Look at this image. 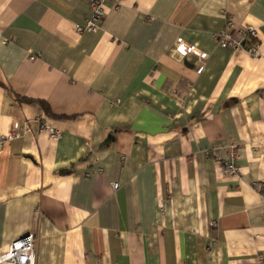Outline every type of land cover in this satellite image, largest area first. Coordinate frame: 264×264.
<instances>
[{
    "label": "crops",
    "instance_id": "obj_1",
    "mask_svg": "<svg viewBox=\"0 0 264 264\" xmlns=\"http://www.w3.org/2000/svg\"><path fill=\"white\" fill-rule=\"evenodd\" d=\"M104 8L78 32L89 0H0V141L18 130L0 144V254L33 232L34 264H264V0ZM227 17L256 56L217 45ZM231 143L240 178L214 159Z\"/></svg>",
    "mask_w": 264,
    "mask_h": 264
},
{
    "label": "built area",
    "instance_id": "obj_2",
    "mask_svg": "<svg viewBox=\"0 0 264 264\" xmlns=\"http://www.w3.org/2000/svg\"><path fill=\"white\" fill-rule=\"evenodd\" d=\"M104 3L105 0H89L90 15L83 26L77 27L78 32H95L99 28V23L105 14ZM234 29L233 22L227 17L224 26L213 35L217 45L220 47H240L251 56H256L258 54V49L256 45L252 43V41L257 38L256 31L254 29H238L237 32L239 33L240 40H235L232 37ZM246 40L249 41L248 44H246ZM177 44V49L183 56L196 55L203 59L206 58V55L201 53L197 48L188 45L181 39L177 40ZM30 58L32 59L33 56ZM16 128L17 126H14L11 131L4 135L0 144L13 140L18 133ZM42 129L46 130L53 137H58L60 135L59 130L52 129L48 125H42ZM237 148V143H231L227 147L228 157L225 160H222L218 155L215 156L214 159L221 164V169L224 174L240 178V173L236 165V159L238 157ZM111 186L113 189H117L118 183H111ZM252 187L255 188L261 196V212L264 215V180L253 182ZM211 225H215V222L212 221ZM35 240L34 233L28 232L9 243L7 250L0 254V264H34L36 253Z\"/></svg>",
    "mask_w": 264,
    "mask_h": 264
},
{
    "label": "trees",
    "instance_id": "obj_3",
    "mask_svg": "<svg viewBox=\"0 0 264 264\" xmlns=\"http://www.w3.org/2000/svg\"><path fill=\"white\" fill-rule=\"evenodd\" d=\"M38 102L41 104V107L43 108L44 112L46 114H50V110H49L48 106L45 104V102H43V101H38Z\"/></svg>",
    "mask_w": 264,
    "mask_h": 264
}]
</instances>
